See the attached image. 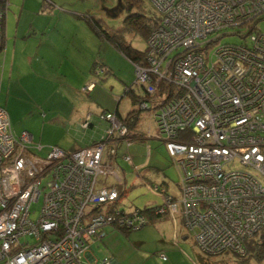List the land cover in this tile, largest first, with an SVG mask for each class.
<instances>
[{
	"label": "built area",
	"instance_id": "built-area-1",
	"mask_svg": "<svg viewBox=\"0 0 264 264\" xmlns=\"http://www.w3.org/2000/svg\"><path fill=\"white\" fill-rule=\"evenodd\" d=\"M147 1L159 21L144 65H133L146 93L137 106L180 176L178 198L153 186L163 204L157 212L179 216L200 253L245 257V241L264 229V0ZM0 4L1 26L8 0ZM228 28H246L236 33L242 43L213 48L222 35L209 36ZM98 117L108 123L99 141L73 151L51 147L42 158V147L26 131L16 136L0 108V264H110L88 258L104 228L143 226L136 209L118 208L122 179L102 184L115 174L105 153L115 156L119 143L134 138L115 113Z\"/></svg>",
	"mask_w": 264,
	"mask_h": 264
},
{
	"label": "crops",
	"instance_id": "crops-1",
	"mask_svg": "<svg viewBox=\"0 0 264 264\" xmlns=\"http://www.w3.org/2000/svg\"><path fill=\"white\" fill-rule=\"evenodd\" d=\"M28 2L29 0H8L6 12L2 17L0 108L7 113L11 129L16 136L26 131L34 143L37 139L40 142L45 140L46 130V134H49L52 133L53 126L69 125L84 136L77 141L75 139L74 146L69 151L89 147L93 142L99 141L108 126L107 122L99 119V114L109 111L100 109L94 116L98 119V124L103 123L99 126L100 130L97 129L98 125H94L90 120L93 116L91 110L98 109L94 108L95 103L86 94L94 91L96 80H93L102 73V69L104 75L110 71L102 65V41L85 17H94L101 26L102 19L92 15L93 12L76 13L64 10L57 13L53 9L55 3L52 0V5L44 4L46 12L42 13V1L40 6L36 3L31 4L32 7L26 6ZM10 7L12 11H9ZM63 65L66 68H62ZM120 99L121 97L118 98L117 105ZM97 101L100 103V100ZM131 110L124 116H121L117 109L114 113L118 118L125 119ZM121 144L122 142L116 148V157ZM39 145L43 150L44 147ZM116 157L106 152L104 163L114 167L116 163L113 164V161ZM115 175L117 176L116 173L114 177ZM107 183L106 179L102 178V184ZM156 223L153 224L156 228L167 229L161 233L163 239L159 240L157 247L165 248L167 255L163 261L158 256L159 252L162 253L160 250L154 253L152 258H158L161 261L159 264H173L172 258L176 256L181 258L184 264H191L188 256L177 246L178 239L191 240L182 221L180 220L179 224L175 217L170 222L164 219ZM106 236L105 233L104 237L95 243H101ZM113 252L115 256H104L110 260V264H126L130 259L129 256L116 253V249ZM88 258L90 261H93V258L96 261L104 259H97L93 254L92 257L88 255Z\"/></svg>",
	"mask_w": 264,
	"mask_h": 264
},
{
	"label": "rangeland",
	"instance_id": "rangeland-1",
	"mask_svg": "<svg viewBox=\"0 0 264 264\" xmlns=\"http://www.w3.org/2000/svg\"><path fill=\"white\" fill-rule=\"evenodd\" d=\"M42 13L46 12L44 8V0H29L26 6L31 4L41 5ZM54 1L57 13L68 10L74 12H89L92 15L100 17L102 19V29H121L124 27V19L129 14L126 9L125 0H52ZM143 5V10L146 15H157L153 7L147 0H139ZM32 7V5H31ZM61 9V10H60ZM29 10V9H28ZM26 10V11H28ZM12 11V8H9ZM8 11V12H9ZM136 12L134 8L131 13ZM34 16V15H32ZM261 31H264V22L259 26ZM246 28H228L220 31L218 34L209 36V39H214L221 36L216 43L212 44L215 48L222 44H241L242 39L236 35L237 32L244 33ZM150 35V34H149ZM123 39L126 43L130 44L134 49L144 50L145 41L142 40L138 35L125 33ZM102 65H105L109 69V73L104 75L98 74L94 91H90L89 96L94 102V108L98 110H91L92 119L90 122H94V125L99 126L103 123L98 124V119L94 116L97 115L102 109L109 112H114L116 109L121 116H124L129 110L137 109L138 106H134L129 97L124 96V90L127 86H130L134 94L140 97L146 95L145 91L138 85L135 84V72L133 65L116 49H113L111 44L102 38ZM62 68H66L63 65ZM98 72V71H97ZM86 85V84H85ZM84 92V91H83ZM120 102L117 105L118 98ZM97 100H100L98 103ZM98 105V106H97ZM117 107V108H116ZM147 111L140 112L138 132L144 137L149 132L152 133V138L147 140L146 143L142 140H138L139 136H135L129 146L125 142H122L118 151L117 158L113 161L116 165L113 167L112 172L117 174V177L122 183L119 188L122 189V193H125L118 202V208L120 210L129 211L134 208L142 209L145 206H154L161 203V194L154 192L151 186L154 184H161L167 189V194L178 198L179 190L178 183L180 180L179 169L174 166L167 155L165 147L161 141L155 138L157 130L154 122L149 120ZM104 122V121H102ZM22 129V128H21ZM96 129V131H97ZM103 129V128H102ZM100 130V128H99ZM135 130V131H137ZM45 140L40 141L37 139L36 144H41L44 148L38 153V155L44 158L49 151L50 147H57L64 151H69L74 146L76 139H82L80 133L72 129L69 125L53 126L52 133L46 134ZM83 134V132L81 131ZM144 143V144H143ZM149 147V148H146ZM128 155L131 158V164L125 162L122 156ZM141 166H145L142 169ZM141 167V168H140ZM137 169V171H136ZM139 172V173H137ZM109 184H115L117 181L114 175L104 177ZM164 183V185L162 184ZM43 198L40 197L37 203H33L30 207V217L32 220H36L42 207ZM171 219H167L170 222ZM177 221L180 224V217L177 216ZM157 224V223H156ZM167 229L156 228L155 225L146 226L140 230L130 231L127 235H124L122 231L114 229L113 227L104 228V232L107 236L102 240L101 243H94L90 247V252L97 259L104 258L111 255L115 256L116 253L123 254V256H129V260L126 264H159L161 262L158 258L154 260V253L159 252L158 256L163 254L167 255L165 248H158L159 240L163 239L162 232ZM190 240V239H189ZM182 242V244H181ZM179 243V245H178ZM177 246L183 251L190 260V263L196 261L197 255H199L197 249L193 246L190 241H181L178 239ZM181 244V246H180ZM157 249V250H154ZM183 249V250H182ZM152 255V256H151ZM228 256H213L206 259L208 264H232L235 262ZM173 264H184L181 258L174 256L172 258ZM232 262V263H231ZM252 264V263H251Z\"/></svg>",
	"mask_w": 264,
	"mask_h": 264
},
{
	"label": "trees",
	"instance_id": "trees-1",
	"mask_svg": "<svg viewBox=\"0 0 264 264\" xmlns=\"http://www.w3.org/2000/svg\"><path fill=\"white\" fill-rule=\"evenodd\" d=\"M44 2H47L49 6L52 5L51 0H44ZM125 3H126V9H127L129 14L124 19V23H123L124 27L121 29L120 28L117 30L116 29H109L108 31L103 30L102 26L92 16H86L85 20L88 23H90L92 28L97 32L101 41L103 38L105 41L110 43L111 46L114 49L118 50L132 65H135V64L144 65L145 58H146L145 57L146 49H144L142 51L134 49L130 44L125 42V40L123 39V35L125 33L135 34V35H138L142 40H144L146 42L149 34L157 26L158 21H159V17L156 15L154 16L153 14L152 15H148V14L146 15L145 11L143 10V5H142L141 1H139V0H125ZM0 7L5 8L1 4H0ZM134 8L136 9V12L131 13V11ZM123 95L129 97L134 106H136L137 104H139V102L141 100L146 98V95L143 97L135 95L130 86L126 87ZM140 112H142V110L140 111L138 108L132 109L127 114L126 118L122 119V121L128 126V129L130 132L129 134H130V136H133L134 140H135L136 135L139 136L138 140H141V137H142V135L138 131L135 132V130L139 124ZM112 113H114V112H112ZM131 132H134V133H131ZM93 143H96V141ZM126 156H128V155H126ZM115 157H116V155H115ZM128 157L130 158V156H128ZM171 162H172V160H171ZM130 164H131V158H130ZM172 164H173V162H172ZM141 167H142V169L146 168L145 166H141ZM136 171H137V169H136ZM137 173H139V172H137ZM162 184L164 185V183H162ZM154 185H158V187L160 189L162 188L165 191V193H167V189L164 188L163 186H161V184H154ZM151 189L153 190V186H151ZM118 190L120 191L119 187H118ZM121 193H122V191H121ZM124 194L125 193H122V197L124 196ZM162 205L163 204L161 201L160 204H157L154 206H145L142 209L134 208L138 211V214L140 216L145 218V223L143 224V226L141 228H144V227L149 226V225H153L159 220H164V219H168V218L172 219V217H170L169 215L160 214L157 212L162 207ZM120 231H122V233H124V234H127L130 232V231H124V230H120ZM244 245L246 248V256L245 257H238V256H234V255H229V254L225 255V256H228L230 258H233L232 260H234L235 262H233V263L231 262L232 264H251V263L252 264H264V257H263L264 229L261 230L259 233H257L252 238L246 240ZM193 246L196 248L195 245H193ZM198 254L199 255H197V259L194 263L195 264H208L206 262V259L209 258V256H206L200 252ZM161 255H163V254H161Z\"/></svg>",
	"mask_w": 264,
	"mask_h": 264
}]
</instances>
